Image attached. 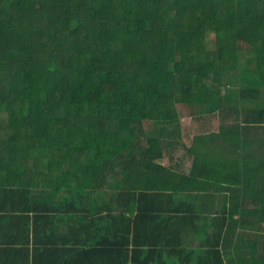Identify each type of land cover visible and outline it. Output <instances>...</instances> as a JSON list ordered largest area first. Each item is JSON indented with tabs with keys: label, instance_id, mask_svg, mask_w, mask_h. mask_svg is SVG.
Segmentation results:
<instances>
[{
	"label": "trees",
	"instance_id": "trees-1",
	"mask_svg": "<svg viewBox=\"0 0 264 264\" xmlns=\"http://www.w3.org/2000/svg\"><path fill=\"white\" fill-rule=\"evenodd\" d=\"M234 72L238 102L254 107H223L220 81ZM261 86L264 0H0V229H17L20 216L28 233L31 215L33 230L39 220L54 234V213L105 195L124 211L107 205L97 233L134 235L76 250L78 261L100 247L121 252L104 254L107 264H264ZM208 114L216 124L194 134L190 122ZM171 139L191 142L181 184L228 185V209L201 212L159 189L167 171L155 161ZM252 181L258 200L248 210ZM42 200L53 206L36 208ZM129 244L127 255L120 246ZM8 251L12 264H27L23 250Z\"/></svg>",
	"mask_w": 264,
	"mask_h": 264
},
{
	"label": "crops",
	"instance_id": "crops-1",
	"mask_svg": "<svg viewBox=\"0 0 264 264\" xmlns=\"http://www.w3.org/2000/svg\"><path fill=\"white\" fill-rule=\"evenodd\" d=\"M199 125V124H198ZM184 128V125L181 126V130ZM189 133V132H188ZM205 132H201L203 134ZM197 134V133H194ZM193 134V135H194ZM192 135V136H193ZM198 135V134H197ZM189 136V135H188ZM260 136V137H259ZM256 137L260 139H264V134H260ZM190 137V136H189ZM172 142L170 144L165 143L161 146V157L155 161L157 165H159L162 169L166 170L167 173L164 175V180L159 186L160 190H163L167 193H172L176 197V201L179 202L181 198L182 200L187 201L188 199L192 202V208H196L201 212H208L212 210V208L219 209L224 205V208L228 209L230 207L229 200H231L232 192L229 186L223 183H214L213 179L209 180L208 183H203L205 181L196 179L194 182H184L186 177L190 176V166L192 155L188 152V148L191 146L190 141H185L180 139V142H174V139H171ZM180 144V145H178ZM179 146H182L184 151L180 150ZM197 149V148H196ZM214 155H216V151ZM248 155L253 153L252 150L248 149ZM197 150L196 154H199ZM226 159L232 158L233 153L229 152L225 153ZM205 158H215L210 152H208ZM218 158V157H217ZM196 170L194 175L196 174ZM204 173V172H203ZM202 181V182H201ZM254 181H252L253 184ZM259 186L257 183H255ZM254 184H253V194L252 200H245L244 206L247 209L254 208L253 201L258 199L255 198L254 192ZM261 187V186H259ZM105 186H102L100 190H105ZM173 189V192H169ZM233 189V188H232ZM36 190V189H35ZM118 189L114 191L117 193ZM110 192V191H109ZM108 194V193H107ZM261 196V195H260ZM45 200V198H44ZM44 200L38 202L35 207H43L48 206L49 208L53 206L51 201H48L47 204ZM73 201V200H72ZM252 201V202H251ZM107 202H109L107 204ZM79 209H76L74 202L68 203L66 205V215H62L61 213H54L55 220V229L59 230V232L54 234H45L43 231L38 230L41 224L48 225L43 221L35 220V230H33L31 215H29L30 219L28 220V233L25 230V220L20 216L17 217L19 221L18 228H11L7 226H2L0 229V246L7 252L6 254L0 253V264H12L10 261L9 248H16L18 250H23V253L27 255V264H107L104 257V254L113 253L115 256L121 254L118 248L115 252H108L109 250H113L112 248H100L97 247L100 251L106 252H95L90 253L89 256H86L83 259H78L75 257L76 250H85L86 247L96 246L99 241H104L105 239H114V245H118L123 243V239L127 237L128 240H131L134 234H98L100 233L99 227L101 221H104L106 206L110 204L111 213L113 215H117L120 210H123L121 203L114 200L112 203L105 195L102 198L95 199L94 201L89 198H83L82 201L79 202ZM52 205V206H51ZM78 208V207H77ZM256 208V207H255ZM124 211V210H123ZM125 211H128L125 209ZM52 214V213H51ZM87 216V218L83 219L82 223L84 226V230L82 234H73V227L75 225L76 215ZM95 216V217H94ZM94 217V218H92ZM234 217V216H233ZM250 216L246 217V220L250 221ZM52 220H50L51 222ZM60 223V228L58 229L57 225ZM4 224V223H3ZM49 226V225H48ZM49 233L52 231V227L50 226ZM121 229V222L119 221L117 224V231ZM238 232L241 230L238 228ZM65 234H61V233ZM252 234V233H251ZM249 234V236H251ZM143 235V234H141ZM146 235H155V237L165 236L171 237V234H146ZM113 245V246H114ZM112 246V245H111ZM119 247V246H118ZM1 248V247H0ZM121 250H126L127 255H129L131 246L130 244L124 249V246H120ZM166 249L165 251H167ZM25 251V252H24ZM23 253L20 252L21 258L23 257ZM123 253V252H122ZM117 254V255H116ZM16 259V258H15ZM121 259V258H120ZM19 260V259H18ZM115 264H119L118 259L115 257ZM127 264L129 263V257H127ZM169 261L170 259L167 258ZM19 264H23L19 262ZM149 264H153L150 262ZM158 264V263H156Z\"/></svg>",
	"mask_w": 264,
	"mask_h": 264
},
{
	"label": "rangeland",
	"instance_id": "rangeland-1",
	"mask_svg": "<svg viewBox=\"0 0 264 264\" xmlns=\"http://www.w3.org/2000/svg\"><path fill=\"white\" fill-rule=\"evenodd\" d=\"M212 40L213 39L209 38L206 41L207 49H213L214 48V43ZM229 76L230 77H228V78H224V76H223V79H221V81H220L221 87L219 89L221 90L222 94H225V96H227V98L225 99V104L223 107L227 108V107L241 106L244 109L254 107L255 104H251V102H250V104L243 102V101L238 102L237 91L239 90V88L242 87L243 82L237 81V77H236L237 72L230 73ZM261 89H264V87L261 86ZM257 104H259V105L264 104V95H262L261 101ZM195 109H196V114H198L196 107H195ZM176 111H177L178 117H180L182 119L190 116V114H189L190 112L185 107H177ZM224 111H226V109ZM227 111H229V110L227 109ZM214 116H215L214 114H211V115L208 114V115L200 116L199 120L190 122V125L193 127V132L200 134L202 131L203 132L209 131L210 126H211V122L214 121ZM4 119H5V114H0V121H4ZM215 121H217V118H215ZM214 124H216V122ZM150 127L152 128V126H150ZM2 136H3V134H0V138ZM178 145H180V144H178ZM179 148H180V150L184 151L182 146H179ZM38 163H40V162H38ZM37 165L39 166V164H37Z\"/></svg>",
	"mask_w": 264,
	"mask_h": 264
}]
</instances>
